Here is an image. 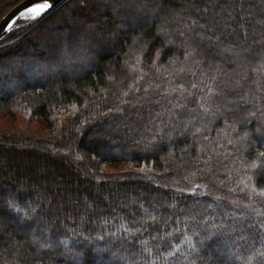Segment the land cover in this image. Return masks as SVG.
Returning <instances> with one entry per match:
<instances>
[{
	"label": "trees",
	"instance_id": "1",
	"mask_svg": "<svg viewBox=\"0 0 264 264\" xmlns=\"http://www.w3.org/2000/svg\"><path fill=\"white\" fill-rule=\"evenodd\" d=\"M106 1L0 39V264H264V0Z\"/></svg>",
	"mask_w": 264,
	"mask_h": 264
},
{
	"label": "rangeland",
	"instance_id": "2",
	"mask_svg": "<svg viewBox=\"0 0 264 264\" xmlns=\"http://www.w3.org/2000/svg\"><path fill=\"white\" fill-rule=\"evenodd\" d=\"M72 1H74V0H72ZM79 2H80V7L76 6V4L72 5V8H73V12L72 13H70L68 10H66L68 12H66L65 10L62 11L63 14H65L67 16L66 21L63 20V17H62V20H61L59 18L60 16H57L56 18H53L52 20H49L45 25H43L40 28H38L37 31L33 32L28 37V39H30V41H29L30 44L27 45L24 48V51H26L28 53V52H32V51L35 50V52H36V51H39V50L41 51V49L44 50V47H45L47 50L51 51L52 54H57V52H59L58 48L60 46H62V44H64V42H67V41L69 42L70 41L69 37L72 35L71 28H73L74 26H76L78 24H86L85 20L82 19V15H84L85 13L91 12V8L94 7V6H96V8H99L100 6H109V3L106 0H85V3L82 2L81 0H79ZM26 10H24L20 14V16L16 19V21L14 22V26L15 27L18 26L19 23H24V22H28V21L33 20V18L28 17L26 15ZM45 12H47V11H45ZM45 12H43L42 14H44ZM42 14H40L36 18L40 17ZM69 14H71V15H69ZM145 19H146V14L144 12H140L139 14L132 13L131 15L128 16V21L133 26H136L137 24H140ZM52 24L57 25V26L54 27L55 30H52L51 32H48L47 29H48L49 25H52ZM66 35H68V36H66ZM53 40H54V42L51 43L50 41H53ZM102 44L104 46H106V50L104 51L106 56L107 55H112L114 53V51H115V43H114V45L113 44L111 45L109 43V41H102ZM65 55H66L67 58L70 56L67 53H65ZM69 62H71L72 64H69L68 62L62 61V63H65V64H67L69 66H72L73 64H75V62L73 60H70ZM44 65H46V64H44ZM12 66L15 67L16 64H12ZM40 67L41 66H39V68ZM48 67H43L42 68L43 72H48V75L46 76L47 78L51 77L54 74V72H55V69L52 70L51 72L48 71ZM62 69H63L62 67L58 68L56 73H61V74L65 73L66 77H68V78L70 76H72L73 73H70L68 71L67 72L66 71L62 72ZM2 72L3 71L0 69V75L2 74ZM34 76H36V74ZM46 77H44V78H46ZM4 78L7 79V77H4ZM36 78H38L37 80H40V79L42 80L43 79V78H39L38 76H36ZM24 80L27 81V80H31V79H30V77L28 75ZM20 117L22 119H26L25 117H27V115L23 114V115H20ZM28 123H29L31 128H33L35 131H39L41 135H45L46 134V131L42 127H40V125H38V126L36 125L35 126L36 122L29 121ZM101 138H104V136H101ZM100 142H103L102 139L100 140ZM14 224L19 229L20 228L22 229V225H23L24 226L23 228H25L23 232H26V234H30V232H32L31 234H34L33 233L34 232L33 229H28L26 225L21 224V223L19 225H18V223H14ZM4 230H5L4 226H2L1 230H0V233L4 232ZM36 230H37V228H36ZM38 230H41V229H38ZM36 240H38V239H36ZM3 247H4V244H3ZM1 249H2V246H1ZM215 251L217 252V254H215V256L210 257V259H208V261H206L205 264L212 263V261H214V259L220 261V260H223L225 258L223 251H221L219 248L216 249ZM99 259L100 258H98V260H96V261H99ZM120 261L119 262L122 264V260H120Z\"/></svg>",
	"mask_w": 264,
	"mask_h": 264
},
{
	"label": "water",
	"instance_id": "3",
	"mask_svg": "<svg viewBox=\"0 0 264 264\" xmlns=\"http://www.w3.org/2000/svg\"><path fill=\"white\" fill-rule=\"evenodd\" d=\"M65 0H22L11 8L0 20V39L3 38L8 32L9 28L14 27V22L20 16V14L30 8L34 4L47 2L49 7L46 11L52 10L60 5Z\"/></svg>",
	"mask_w": 264,
	"mask_h": 264
},
{
	"label": "snow or ice",
	"instance_id": "4",
	"mask_svg": "<svg viewBox=\"0 0 264 264\" xmlns=\"http://www.w3.org/2000/svg\"><path fill=\"white\" fill-rule=\"evenodd\" d=\"M48 7H49V4L47 2L34 4L33 6H31L30 8H28L26 10V15L28 17L35 19L37 16H39L40 14L45 12ZM8 30L10 31L11 28H9ZM260 156L264 157V152H261ZM251 166L256 167L255 164H253ZM261 195H264V192H261ZM258 214L264 215V212H258Z\"/></svg>",
	"mask_w": 264,
	"mask_h": 264
}]
</instances>
